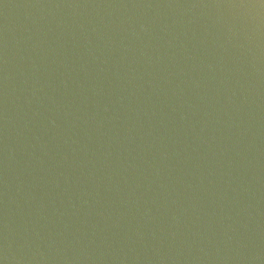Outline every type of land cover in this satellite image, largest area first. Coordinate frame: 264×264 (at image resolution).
<instances>
[{
	"label": "water",
	"instance_id": "1",
	"mask_svg": "<svg viewBox=\"0 0 264 264\" xmlns=\"http://www.w3.org/2000/svg\"><path fill=\"white\" fill-rule=\"evenodd\" d=\"M0 264H264V0H0Z\"/></svg>",
	"mask_w": 264,
	"mask_h": 264
}]
</instances>
